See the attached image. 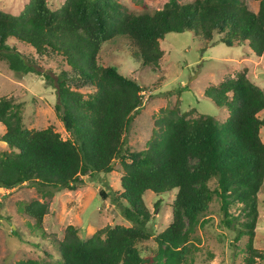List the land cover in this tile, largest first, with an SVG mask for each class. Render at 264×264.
<instances>
[{"label": "trees", "instance_id": "16d2710c", "mask_svg": "<svg viewBox=\"0 0 264 264\" xmlns=\"http://www.w3.org/2000/svg\"><path fill=\"white\" fill-rule=\"evenodd\" d=\"M256 1L257 12L244 0H167L161 8L140 13L117 0H65L56 10L47 0H29L18 14L0 10V60L18 74L35 73L54 84V113L70 134L63 139L50 126L28 129L21 104L0 96V139L11 149L0 154V185L11 189L26 183L42 195L74 190L81 176L108 174L117 160L122 174L116 198L126 202L123 215L132 222L106 225L86 239L78 236L77 226L68 225L58 243L59 260L47 264H187L195 248L191 235L213 196L220 200L226 224L237 232L234 242L248 235L246 261L252 263L258 252L253 248L257 193L264 178V119L258 116L264 91L246 71L208 86L204 95L228 111L222 123L212 116L188 118L178 98L156 119L147 147L132 151L124 148V135L140 108L144 87L115 66L98 63L97 55L104 42L122 37L129 41L134 61L158 69L165 34L190 31L207 44L214 35L226 46L246 44L249 53L261 57L264 0ZM10 40L30 46L39 57L61 55L69 68L54 78L39 68L37 57L24 55ZM84 87L92 90L81 92ZM213 179L216 186L211 188ZM172 189L171 221L154 237L153 248L146 228L152 212L143 195L151 190L161 197ZM47 211V203L36 199L22 207L34 221L32 230H43Z\"/></svg>", "mask_w": 264, "mask_h": 264}, {"label": "rangeland", "instance_id": "374dc122", "mask_svg": "<svg viewBox=\"0 0 264 264\" xmlns=\"http://www.w3.org/2000/svg\"><path fill=\"white\" fill-rule=\"evenodd\" d=\"M29 0H0V10L18 14ZM65 0H47L49 8L58 9ZM130 12L140 13L161 8L167 0H117ZM193 0H180L191 2ZM248 8L256 12V0H244ZM18 50L31 57H37L39 68L56 77L61 69H68L61 55L37 56L30 46L10 40ZM163 50L161 66L150 68L140 66L130 56V44L126 38L117 37L102 44L97 55L98 63L115 66L128 77L134 78L143 87L140 108L124 135V148L139 151L147 147L158 125L156 119L163 115L164 108H172L180 99V111L189 112L188 118L212 116L222 123L228 116L225 108L218 107L204 95L211 85L238 72L246 71L248 79L264 91V52L261 57L249 53L246 44L233 46L216 40L207 44L190 31L169 32L160 41ZM33 58V57H32ZM92 90L81 88V92ZM54 84L44 83L35 73L18 74L0 60V96H7L21 104L24 125L28 129H43L48 126L59 132L63 139L70 138L62 122L55 116L56 102ZM180 92V93H179ZM264 119V109L259 112ZM4 129L0 124V138ZM264 142V125L260 128ZM6 142L0 139V154L10 153ZM122 168L114 161L113 171L108 174L81 176L82 183L74 190L63 188L42 195L38 189L23 183L14 188L0 185V264H17L27 259L47 264L59 260L58 243L63 238V229L68 225L77 226L80 238L90 237L106 225L131 226L132 222L123 215L126 202L116 198L119 191V177ZM209 186L214 188L213 179ZM105 195L101 196V193ZM176 189L166 191L159 197L151 190L145 191L143 200L152 212L146 224L151 237L148 242L155 248L154 237L163 231L171 221V203ZM45 201L48 211L43 218V230H32V219L22 212L23 204L31 200ZM258 220L254 229V253L251 264H264V178L257 193ZM158 202V206L155 203ZM235 207L231 208L233 212ZM191 241L195 246L187 264H247L245 246L248 235L242 234L234 242L236 230L229 227L220 208V200L213 196L208 210L199 219Z\"/></svg>", "mask_w": 264, "mask_h": 264}, {"label": "crops", "instance_id": "0c3cea01", "mask_svg": "<svg viewBox=\"0 0 264 264\" xmlns=\"http://www.w3.org/2000/svg\"><path fill=\"white\" fill-rule=\"evenodd\" d=\"M258 2V1H257ZM257 10H258V8H257ZM257 10H256V12H257ZM254 12V11H253Z\"/></svg>", "mask_w": 264, "mask_h": 264}]
</instances>
